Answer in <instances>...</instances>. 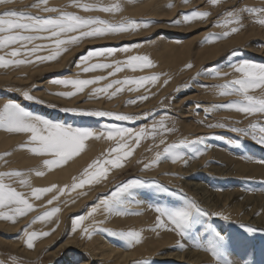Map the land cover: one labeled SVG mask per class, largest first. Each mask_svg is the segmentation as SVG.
Returning <instances> with one entry per match:
<instances>
[{
	"label": "rangeland",
	"instance_id": "1",
	"mask_svg": "<svg viewBox=\"0 0 264 264\" xmlns=\"http://www.w3.org/2000/svg\"><path fill=\"white\" fill-rule=\"evenodd\" d=\"M144 1L149 2L151 0H125V4H145ZM156 1L157 3H155L154 6L152 5L149 11L142 15H136L128 11L127 4L124 6L125 10L115 17H108L102 13H92V15H101L106 19L119 20L121 17H132L135 19L156 21V23L147 28L148 30L143 29L135 33H121L109 35L100 39L85 40L79 46L72 47L57 61L43 65H21L7 69L0 68V101L13 99L35 114H39L54 121L70 124L74 127H86L91 129L99 128L101 124L111 121H108L107 118L74 116L71 113L59 111V108L78 107L82 109L107 110L126 114H142L145 111L154 110L157 113L155 118L158 119L160 115L168 114L176 121L175 127L177 131L168 134V142L177 141L185 137L194 139L197 136L203 135L209 138L206 143L212 145V147L205 150L199 157L192 158L188 166H185L182 162L173 164L168 160L162 161L153 168L154 170L152 169L146 173H141L140 168L142 164H138L137 161L144 160L154 155V153L146 151L148 145L151 144L149 140L143 142L142 146L136 150L132 157L122 162L123 166L121 168L111 169L107 173L106 180H103L99 184L85 185L83 188L70 190L73 178L79 177L90 163L101 158L102 154L106 153L112 146L110 142L105 140H89L86 142V147L79 156L74 157L60 167L51 170L46 169L48 173L63 170L70 171L71 163L83 157L84 161L75 171L70 172L69 179L37 184L29 181L32 188L50 187L52 184H56L58 187L68 186L65 193L60 195L58 200L53 201L51 205L47 204V201L55 194L54 190L52 193L45 194L40 200L33 199L31 202L34 205V211L23 217H17L14 222L0 219V225L2 223L4 227L0 229V239L11 243L13 242V244L18 243L17 251L11 250L3 245L1 246L0 244V264H62L66 261L68 255H74L73 264H79V262L81 264L82 259L89 260V263L93 264L92 256H90L91 253L85 248L91 237L89 238L84 235L81 229H77L73 232L71 229V221L76 216L86 215L90 208L98 202V198L108 193L115 183L136 175L155 177L162 184H167L170 187L178 185L189 196L200 202L201 206L211 211L223 212L224 215L230 217V220H224L216 216H202L193 212L190 216L189 226L185 229V247L179 249L176 247V241L179 237H177L175 233H170L165 230H151L154 226L155 213L149 208L159 207L168 210L187 208L188 205L184 196L176 190L169 189L167 191H160L154 186L132 189L121 196L120 202L114 205V210L128 212L131 211V209L125 206L132 204V211L139 212L140 214L124 216L113 215L101 226L113 231H127L130 229L140 231L142 236L141 242L129 246L124 240L109 236L107 233L95 232L92 235V237H94L93 239H100L105 243L111 242L117 250L123 253L129 254L138 252L139 255L131 259L127 264H137V262L144 260L150 261V264H192L187 261L177 260L174 257V255H181L187 252H193L204 256L205 260L200 263L209 264L211 259L210 254L204 252L202 249L213 252L218 259V264H228V262L234 258L245 261V264H264V233L257 231L249 234L241 224L246 223L255 227H264V224H258L253 221L264 213V205L258 206L252 217L248 219L244 217L250 214L249 212L254 206L260 204L256 201L257 198H264V164L255 162V159L264 160V146L255 143L251 139V136L243 137L240 134L230 131V128H207L204 124L199 123L200 121H204L205 123L220 122L229 126L250 128L251 124L264 126V116H260L259 114L245 116L244 114L226 109H217L210 114H205L203 111L204 107L226 103L233 99V97H221L216 94L215 91L210 90L211 86L223 84L225 80L232 79L233 75L224 78H216L214 75L196 76L198 70L202 68H215L224 72H230L228 65L242 59L264 62V26L259 25L256 22V18L251 14H243L242 26H238L239 30L236 33H232L227 38H215L225 30L222 27H218L217 22L224 18L227 11L245 6L264 7V0H219V3L216 5H210L208 0H187V3H185V0ZM33 2L34 0H12L9 4H0V11L8 9L24 10ZM67 3L68 0H50V6L59 7ZM193 9L208 11L210 12V16L204 22H181L180 25H173L172 21L178 19L182 21V14ZM29 10L33 12L36 11L35 9ZM68 10L77 11L75 9ZM80 14L86 15L85 13ZM177 41H179V43H177ZM132 43H139L141 47L133 49L129 54H147L153 60L156 67L151 70H145L143 73L125 70L121 73H117L115 78L123 79L125 76L134 77L147 75L151 72L167 73V77H162L159 84L151 88V94H149V99L147 101H138L136 104L127 103L128 100L135 99L136 96L144 94V89L135 93L125 91L110 100L107 98L89 99L88 93L91 89H86L84 94H77L72 98H64L52 94L59 91L71 90L70 88L51 84L50 81L54 78H76L77 75H79V78L88 79L96 75L107 74L106 71L92 73L79 72L76 66L79 57L86 54L89 49L97 47L119 48L125 44ZM166 44L173 45L175 53H179L180 56L176 61L172 62L168 61L166 58H158L156 53L163 52V46ZM218 46H221L222 49L214 58H205L204 54H202L204 49H212ZM234 51L236 52L235 55L232 54ZM125 55L126 54L123 53H117L114 57L107 58V60L100 58V61L111 62L114 59H124ZM186 64H192V68H185ZM29 68L32 69L30 70V74L26 72ZM164 78L168 79L166 85L163 84ZM185 84L188 86L184 87ZM33 86L35 87L33 88ZM30 88L33 89V95L48 103L55 104L57 107L49 108L46 104L25 101L20 93L15 91V89ZM256 94L259 95V92ZM169 100L172 101L171 107L166 109L162 108L161 101L167 105ZM197 103L201 105L199 111L195 110ZM151 120L152 118L137 122L121 123H124L125 126L139 127L142 124L151 123ZM0 133L7 135L9 138L18 139L19 142L16 145L21 143L20 148L22 150H27L21 147V145L26 142V137L24 135L7 133L4 131H0ZM215 135L224 137L225 139L236 140L239 142V146L229 145L225 142V139H211ZM16 145L12 144L10 147L8 146L6 148L1 147L2 151L0 149V154L5 152L9 153V150ZM197 147L199 148L200 146ZM28 153L33 159H36L37 162H43V157L35 156L30 152ZM244 156L253 157V160L249 161L243 159L242 157ZM14 160L15 159L10 155L0 159L2 170H20L25 172V169H30V167L19 166ZM32 165L33 164L29 166ZM238 166L241 167L237 170L236 168ZM165 173H175V175H165ZM43 176L38 177L42 178ZM181 177H183V179H181ZM102 183L106 184L96 189L89 200L82 202L76 210H67L64 215H62L63 212L61 210H66L68 207L72 206L78 198L89 193L93 188L99 187ZM185 183L199 184L202 191L208 195L211 194L215 196L216 194L225 195L234 193V196H232V199L229 200L228 203L221 202L219 206H212L200 200L199 195L194 194L191 190L189 191L186 185H184ZM16 186L18 187V185ZM20 190L30 192L31 189ZM247 198L250 205L245 206L246 210L244 207V209L235 213L233 211V204L243 202L244 199ZM223 204L224 207L226 205L225 208L222 206ZM54 207H58L60 211L55 213L48 222L37 221L35 224H31V221L36 216L42 214L44 211H50ZM143 208L147 210L144 211ZM144 212L145 214L142 215ZM256 213H260V215L258 216ZM95 219L97 221L104 220V216L96 214ZM126 219H128V222ZM60 220L62 225L60 224L61 228L59 230ZM133 220L139 221L140 223L137 222V224ZM18 224L23 227L22 231H17L15 234L6 232L5 228H14L16 225L18 226ZM29 224H31V227L28 229L29 231L49 232L47 237L38 239L34 243L32 249H28L25 244H22L24 243L23 229ZM90 224L91 220L84 222V225ZM84 225H82V227ZM56 231L59 232L57 233ZM55 233L57 235H55ZM165 235L171 238L169 243L170 246L168 244L166 249L160 252L158 251L152 256L140 255L142 254L141 248L146 244L148 239L155 240L156 237L160 238V236ZM53 237L55 238L54 240ZM71 239L76 241V244L71 245V247H65L62 250L59 249L65 241H72ZM19 242L21 244H19ZM77 242L80 243L79 246ZM32 253L34 255L29 256V254L31 255ZM54 253L56 257L50 256V254ZM170 254L173 256L169 258L168 255Z\"/></svg>",
	"mask_w": 264,
	"mask_h": 264
},
{
	"label": "snow or ice",
	"instance_id": "2",
	"mask_svg": "<svg viewBox=\"0 0 264 264\" xmlns=\"http://www.w3.org/2000/svg\"><path fill=\"white\" fill-rule=\"evenodd\" d=\"M12 0H0V4H9ZM187 3V0H185ZM210 5H216L219 0H208ZM125 0H68L66 5L50 6V0H34L28 8L24 10L8 9L0 11V68L17 67L21 65H43L57 61L64 53L72 47L79 46L83 41L90 39L105 38L109 35L121 33H135L139 30L147 29L156 21L147 19H135L132 17H121L119 20L106 19L101 15L92 13H102L108 17H115L125 10ZM29 9H35L33 12ZM75 9L77 11H69ZM80 13H85L82 15ZM244 13L251 14L256 18V22L264 26V7H241L227 11L222 20L217 22L218 27L225 29L215 38H227L232 33H236L242 26V16ZM210 16L208 11L191 10L182 14L181 20L172 21L173 25H180L190 22H204ZM179 43V41H177ZM141 47L139 43L125 44L119 48L97 47L89 49L86 54L79 57L77 68L82 73H92L106 71V75H96L92 78H54L50 81L53 85H60L70 88V91H59L53 95L72 98L77 94H84L86 89H91L88 93L89 99H112L127 91L131 93L144 89V94L136 96L135 99L127 101L128 104H136L149 99L150 90L157 86L162 77H167V73L151 72L147 75L134 77L125 76L123 79L115 78L117 73L125 70L141 72L151 70L156 67L153 60L147 54H129L133 49ZM117 53L126 54L124 59H114L111 62H101L100 58L107 60ZM233 55L236 54L234 51ZM230 72H224L215 68H202L198 70L196 76L214 75L216 78H224L233 75L230 80H225L223 84L211 86L210 90L215 91L221 97H233L226 103L213 104L204 107L205 114H210L217 109L231 110L245 116L259 114L264 116V62L251 60H238L228 65ZM185 68L191 69L192 64H186ZM168 79H163V84H167ZM188 85L185 84L184 87ZM35 86H33L34 88ZM33 89H15L25 101L37 104H46L49 108H56L57 105L48 103L32 94ZM259 92V95L256 93ZM172 101L167 105L161 101L162 108H170ZM201 105L196 104L195 110L199 111ZM59 111L71 113L74 116L107 118L108 123L101 124L99 128L91 129L86 127H74L60 121H54L39 114L27 110L21 103L13 99L0 101V131L12 134H22L26 137V142L21 145L28 152L35 156L43 157V165L46 169L60 167L61 165L77 157L86 147L89 140H105L111 143V147L101 158L90 163L79 177L73 178L70 190L83 188L85 185L99 184L107 179V173L111 169H118L123 166L122 162L132 157L143 142L151 141L146 151L154 153L151 157L137 161L142 164L141 173H146L156 167L162 161L170 160L173 164L182 162L188 166L192 158L199 157L205 150L212 147L206 143L207 137L201 135L193 138H181L177 141L168 142L167 136L177 131L176 121L168 114L155 118L157 113L154 110L145 111L142 114H126L107 110L82 109L78 107H61ZM152 118L151 123L142 124L139 127L125 126L121 122H137ZM207 128H230V131L240 134L243 137L251 136V139L264 146V126L251 124L250 128L229 126L225 123H205L200 121ZM171 125V126H170ZM258 128V131H257ZM211 139H225L220 136H213ZM229 145L239 146L236 140L225 139ZM197 146H200L199 148ZM11 155L5 152L0 154V159ZM243 159L252 161L253 157L244 156ZM256 163L264 164V160L255 159ZM26 173L20 170L0 171V219L15 221L17 217H23L34 211L33 199L40 200L47 193L55 194L47 201L51 205L58 200L60 195L66 191L65 187H58L52 184L50 187L32 188ZM36 176H43L44 171L37 170ZM165 175H175V173H165ZM183 179V177H181ZM18 185V187L16 186ZM154 186L160 191L169 189L181 193L188 207L168 210L165 208H149L155 213L154 226L152 231L165 230L175 233L179 239L176 247H185V229L189 226L190 216L193 212L202 216H216L224 220H230L223 212L211 211L201 206L193 197L189 196L181 187L162 184L155 177L146 175H136L123 181L115 183L103 197L98 198V202L90 208L86 215H79L72 219V231L81 229L82 233L89 238L95 233H107L109 236L118 237L129 246L139 244L142 236L140 231H113L102 227L111 216L139 215V212L132 211V204L125 207L131 211H115L114 205L120 202L124 193L130 190ZM21 191L20 189H28ZM136 206V205H135ZM139 207V206H137ZM58 207L50 211H44L36 216L31 224L37 221L48 222L55 213L59 212ZM96 214L104 216V220L97 221ZM260 215V213H256ZM91 220L90 225L84 222ZM31 224L23 229L24 244L28 249L34 247V243L47 237L46 231H29ZM245 231L249 234L257 231L264 233V227H255L250 224L241 223ZM82 225H84L82 227ZM219 235V234H217ZM222 238V237H221ZM199 248V247H198ZM210 254L209 264H218L216 255L208 250L202 249ZM80 264V262H79ZM137 264H150V261H139ZM228 264H245V261L234 258Z\"/></svg>",
	"mask_w": 264,
	"mask_h": 264
},
{
	"label": "bare ground",
	"instance_id": "3",
	"mask_svg": "<svg viewBox=\"0 0 264 264\" xmlns=\"http://www.w3.org/2000/svg\"><path fill=\"white\" fill-rule=\"evenodd\" d=\"M156 0H151L149 2H145V4H136V3H129V5L127 6L128 7V11H130L131 13L133 14H143V13H146L149 11L150 7L155 3H157V1L155 2ZM125 4V5H126ZM158 5V4H157ZM156 5V6H157ZM152 9V8H151ZM161 11V10H160ZM163 11V10H162ZM152 13V12H151ZM158 13V12H157ZM154 14V13H153ZM160 14V13H158ZM157 14V15H158ZM156 15V14H154ZM148 30V29H147ZM87 41V40H86ZM189 44V43H188ZM225 46V45H224ZM186 47V46H185ZM189 47V46H188ZM191 48V47H190ZM174 47L173 45H169V44H166L163 46V52H160V53H156L158 58L159 59H163V58H166L168 61H176L178 59V57L180 56L179 53H175L174 51ZM183 49V48H182ZM221 46H218L216 48H212V49H204L202 51V54H204L205 58H214L216 55H218V53L221 51ZM184 51V50H183ZM199 53V52H198ZM66 54V53H65ZM184 54V53H183ZM182 54V55H183ZM156 56V55H155ZM156 56V57H157ZM199 56V55H198ZM201 58V57H200ZM167 61V62H168ZM201 61V60H199ZM165 62V60H164ZM204 62V61H203ZM166 64V63H165ZM30 70H32L31 68H29L28 70H26V72L28 74H30ZM1 79V78H0ZM7 79H10V78H7ZM4 81V80H3ZM9 81V80H8ZM26 82V81H25ZM70 105V104H69ZM19 142L18 139H12V138H9L7 135H3L0 133V149L2 151V148L1 147H10L12 144H17ZM20 144L19 143L18 145L14 146V148H11L9 150V153H11V157H13L15 160L14 162H16L19 166H26V167H30L25 169V172L27 175V179L29 181H32L34 183H49V182H52V181H56V180H61V179H69L70 177V172H73L76 170V168L84 161V158L81 157L77 160H75L73 163H71V170L70 171H67V170H63V171H57V172H47L46 168L44 167L43 165V162H37L36 159H33L27 150H22L20 148ZM88 154V153H87ZM33 164L32 166H29ZM80 167V166H79ZM239 167L241 166H238L236 169H240ZM25 168V167H24ZM164 169V168H163ZM37 170H41V171H44V176L42 178L38 177L35 175V172ZM152 170V169H151ZM154 170V169H153ZM162 170V169H161ZM0 171H3L1 166H0ZM192 173V172H191ZM222 174V173H221ZM188 178V177H187ZM62 181V180H61ZM185 182V181H183ZM106 183H102L99 187H96V188H93L91 191H89V193L85 194L84 196L78 198L76 200V202L68 207L66 210H61L63 213L62 215H64L65 211L67 210H76L80 204H82V202L86 201V200H89L93 194L95 193V190L96 189H99L101 188V186H104ZM184 185H186L187 189L191 192H194V194L196 195H199V199L200 200H203L206 204H211L212 206H219V204H221V202H227L229 200L232 199V196H234V193L233 194H225V195H218L216 194L215 196H212L211 194L208 195L207 193L203 192L202 191V188L196 184H191V183H185ZM185 187V189H186ZM186 189V190H187ZM101 190V189H100ZM103 190V189H102ZM97 192V191H96ZM203 192V193H202ZM214 195V194H213ZM255 200V199H254ZM256 201L260 204H257V206H254L252 208V210L249 212L250 214L247 216L245 215L244 217L246 219H248L249 217H252L256 208L258 206H262L264 205V198H257ZM254 202V201H253ZM256 202V203H257ZM230 204V203H229ZM248 206L250 205V202L248 201V198L247 199H244L243 202H240V203H236V204H233V211L236 213V212H239L241 209H244L245 206ZM221 206V205H220ZM224 207V204L222 205ZM221 206V207H222ZM226 207V205H225ZM224 207V208H225ZM140 208V207H138ZM218 208V207H217ZM230 208V206H229ZM72 209V210H71ZM144 209V208H143ZM147 209L145 208L144 211H146ZM217 210V209H216ZM245 210H246V207H245ZM227 212V211H226ZM230 212V211H229ZM68 214V212H67ZM145 212L142 214L144 215ZM238 215V214H237ZM236 215V216H237ZM148 216V215H147ZM259 216V215H258ZM62 218V216H61ZM147 218V217H145ZM144 219V218H142ZM251 219V218H250ZM249 219V220H250ZM125 220V219H123ZM127 222H128V219H126ZM130 220V219H129ZM140 220V219H138ZM244 220V219H243ZM135 223L139 222V221H135L133 220ZM255 223H258V224H264V213L259 216L258 218L254 219L253 220ZM131 222V221H130ZM140 223V222H139ZM23 224V223H22ZM25 224V223H24ZM60 224H61V220L59 222V230H60ZM138 224V223H137ZM257 224V225H258ZM3 224L1 223L0 225V229H3L4 227L2 226ZM62 225V224H61ZM7 227V226H6ZM22 226L20 224H18V226L16 225V227L14 228H5L6 232L9 233V234H15L17 231H22ZM72 229V228H71ZM139 229V228H138ZM57 233L59 231H56ZM165 234V233H164ZM55 235H57L55 233ZM146 235V234H145ZM7 237V236H6ZM147 237V236H146ZM152 237V235H151ZM94 237L91 236L89 243H87L86 245V250H88L92 256V259H93V264H127L131 259L137 257L139 255L138 252L136 253H123L121 252L120 250H117L116 247H114V245L111 243V242H107L105 243L104 241H101L100 239H93ZM55 238L53 237V240ZM75 239V238H74ZM72 240V239H71ZM170 240L171 238L168 236V235H165V236H160L159 237H156L155 240L153 239H148L146 244H145L141 249H142V254L140 255H154L156 252H160L161 250L163 249H166V247L168 246V244L170 243ZM76 241H65L64 244H62V246L59 247L60 250L64 249L65 247H68L71 245H74L76 244L75 243ZM173 242V241H171ZM78 243V246H79V242ZM0 244L1 246H5L11 250H18V243L17 244H13V242H8V241H4L2 239H0ZM19 244H21L19 242ZM24 244V243H22ZM45 246V245H43ZM47 246V245H46ZM77 246V247H78ZM84 246V245H83ZM170 246V244H169ZM21 248V247H20ZM41 248V247H39ZM38 249V248H37ZM81 250V249H80ZM171 250V248H170ZM165 251V250H164ZM20 252V251H19ZM39 252V251H38ZM21 253V252H20ZM19 254V253H18ZM173 254V253H172ZM23 255V254H21ZM34 254L32 253L31 255L29 254V256H33ZM56 254H50V256H55ZM164 255V254H163ZM171 256L173 255H168V257L170 258ZM1 257V256H0ZM35 257V256H34ZM56 257V256H55ZM174 257L177 259V260H180V261H187V262H190L192 264H201L200 262L201 261H204L205 260V257L202 256V255H199V254H196V253H193V252H187V253H182L181 255H174ZM53 258V257H52ZM54 259V258H53ZM73 259H74V255H68L66 257V261L62 264H73ZM207 260V259H206ZM160 261V260H159ZM186 263V262H185ZM81 264H90L89 263V260H85V259H82V262Z\"/></svg>",
	"mask_w": 264,
	"mask_h": 264
}]
</instances>
